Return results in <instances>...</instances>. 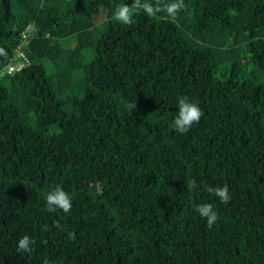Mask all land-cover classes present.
I'll list each match as a JSON object with an SVG mask.
<instances>
[{
	"label": "trees",
	"instance_id": "trees-1",
	"mask_svg": "<svg viewBox=\"0 0 264 264\" xmlns=\"http://www.w3.org/2000/svg\"><path fill=\"white\" fill-rule=\"evenodd\" d=\"M132 3L0 0V69L34 24L28 62L0 75V264H264V0L113 20ZM181 96L203 110L185 134ZM56 185L69 213L46 208Z\"/></svg>",
	"mask_w": 264,
	"mask_h": 264
},
{
	"label": "clouds",
	"instance_id": "clouds-1",
	"mask_svg": "<svg viewBox=\"0 0 264 264\" xmlns=\"http://www.w3.org/2000/svg\"><path fill=\"white\" fill-rule=\"evenodd\" d=\"M184 0H133L131 6L128 4L119 5L113 12V20L122 25H131L135 23L134 16L142 11L150 17H156L164 14L166 18L175 20L177 14L183 9ZM203 115V110L198 103L187 96H181L177 100V112L172 118L169 127L180 134L187 133L194 124L199 123ZM204 189L214 194L221 204L227 205L231 200V195L227 185L212 187L204 184ZM189 190L196 189L197 183L192 179L188 183ZM72 196L63 189L62 186L56 185L45 195L46 208L48 211L61 210L69 213L72 209ZM196 211L200 217L206 220L207 226L211 228L218 219V213L212 204L204 203L197 205ZM71 236L72 234L69 233ZM35 245V239L28 234L21 236L16 243V251L23 254H31ZM43 264H49L47 260Z\"/></svg>",
	"mask_w": 264,
	"mask_h": 264
},
{
	"label": "built area",
	"instance_id": "built-area-1",
	"mask_svg": "<svg viewBox=\"0 0 264 264\" xmlns=\"http://www.w3.org/2000/svg\"><path fill=\"white\" fill-rule=\"evenodd\" d=\"M34 24H28L20 35V41L17 44L12 57L9 59L7 64L0 69V75L8 74L12 75L16 71L20 70L28 62V57L25 52V48L28 42L33 36Z\"/></svg>",
	"mask_w": 264,
	"mask_h": 264
},
{
	"label": "rangeland",
	"instance_id": "rangeland-1",
	"mask_svg": "<svg viewBox=\"0 0 264 264\" xmlns=\"http://www.w3.org/2000/svg\"><path fill=\"white\" fill-rule=\"evenodd\" d=\"M104 12L102 11L100 14H99V17L100 18H103L104 17ZM106 29V22H105V19L102 20L99 24L96 25L95 27V34L98 36L100 34H102V32Z\"/></svg>",
	"mask_w": 264,
	"mask_h": 264
}]
</instances>
